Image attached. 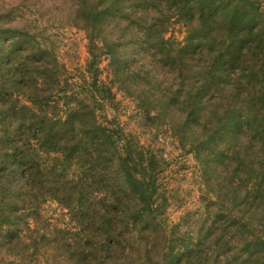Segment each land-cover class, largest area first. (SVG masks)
<instances>
[{"label": "trees", "instance_id": "1", "mask_svg": "<svg viewBox=\"0 0 264 264\" xmlns=\"http://www.w3.org/2000/svg\"><path fill=\"white\" fill-rule=\"evenodd\" d=\"M26 2L0 0V264H264V0H56L87 38L77 73ZM154 132L195 155V227ZM49 198L67 222L43 226Z\"/></svg>", "mask_w": 264, "mask_h": 264}, {"label": "rangeland", "instance_id": "2", "mask_svg": "<svg viewBox=\"0 0 264 264\" xmlns=\"http://www.w3.org/2000/svg\"><path fill=\"white\" fill-rule=\"evenodd\" d=\"M24 11L38 16H43L42 28L47 27V34L52 38L54 50L63 62L70 69L76 72L78 68L84 67L87 53V38L85 32L74 27L70 21L62 17L55 9L56 0H25ZM38 2L39 8L31 7V4ZM24 3V2H23ZM37 9H41L38 12ZM186 25L182 21L172 20L169 22V32L167 36H173L182 41L186 35ZM104 62L103 66H105ZM77 73V72H76ZM107 72H105V76ZM123 95V94H122ZM124 96V95H123ZM119 96L120 105L116 112L123 124L133 130L145 132L139 128L136 110L129 97ZM118 110H120L118 112ZM112 115H114L112 113ZM154 125V124H153ZM145 133L144 139L153 143L155 146L164 148L166 155L172 161V169L166 175V183L173 196V206L171 209L172 218L177 221L183 216L186 222H190L192 227L196 225V218L204 212V202L202 200L201 188L202 177L195 155L187 151V148L181 146L178 140L171 137L169 133ZM44 223L43 226H52L54 224H63L69 219L66 210L51 198L43 203ZM50 224V225H47ZM38 257L32 258L34 264H52V252L40 249ZM8 258V256H5ZM12 256H10L11 258ZM22 264H26L19 257Z\"/></svg>", "mask_w": 264, "mask_h": 264}]
</instances>
